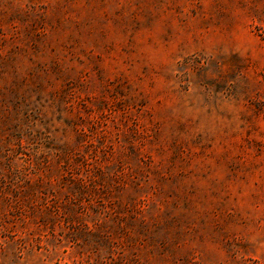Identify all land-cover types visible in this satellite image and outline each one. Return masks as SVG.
<instances>
[{
  "label": "rangeland",
  "instance_id": "374dc122",
  "mask_svg": "<svg viewBox=\"0 0 264 264\" xmlns=\"http://www.w3.org/2000/svg\"><path fill=\"white\" fill-rule=\"evenodd\" d=\"M0 264H264V0H0Z\"/></svg>",
  "mask_w": 264,
  "mask_h": 264
}]
</instances>
